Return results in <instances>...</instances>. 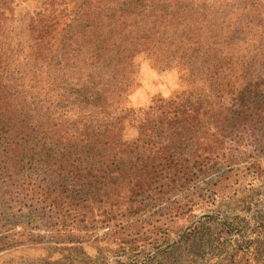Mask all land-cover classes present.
Wrapping results in <instances>:
<instances>
[{
    "label": "trees",
    "instance_id": "16d2710c",
    "mask_svg": "<svg viewBox=\"0 0 264 264\" xmlns=\"http://www.w3.org/2000/svg\"><path fill=\"white\" fill-rule=\"evenodd\" d=\"M38 1L0 0V264H155L202 239L264 174V0ZM141 61L166 93L141 96ZM37 230L91 243H19Z\"/></svg>",
    "mask_w": 264,
    "mask_h": 264
},
{
    "label": "rangeland",
    "instance_id": "374dc122",
    "mask_svg": "<svg viewBox=\"0 0 264 264\" xmlns=\"http://www.w3.org/2000/svg\"><path fill=\"white\" fill-rule=\"evenodd\" d=\"M16 1L18 4L14 5L12 8L13 14L16 15H20L24 11L36 9L39 4L38 0ZM170 77L169 74L156 72L148 62L141 61L139 66V78L141 91L143 92L141 96H146L147 94L154 95L157 92L162 94L166 93ZM141 96H135L132 101L136 104H141L144 101ZM124 125L126 127L125 133L129 134L133 129V123L127 122L124 123ZM252 181L251 190L247 191L244 194V198L241 200L234 197L226 198L223 195L218 197V202L222 204L223 208L220 209L221 212L216 211L209 216V229H205L204 226V229H202V239L199 237L193 239L190 241L189 245L177 243L178 245L176 244L172 249H168L165 252H158V254H155L152 258V260L156 261L155 264H191V262L194 264H239L240 260H249L251 262V260L255 258L262 259L264 262V174L257 175ZM195 212H197L196 215L202 213L200 210H196ZM217 213H219V215H217ZM219 218L232 222V229L229 231H227V229L223 230L217 222ZM177 223L184 224L185 222L178 220ZM163 229V227H160L158 231L161 233ZM103 232V230H99L94 234L101 236ZM159 232H157V234ZM34 235L35 238L48 242L19 243L25 246L30 244H48L53 246L58 243L76 246L79 243H91L52 242L51 239L46 236L45 232L39 230L35 231ZM138 243L148 244V242ZM4 248L7 247L5 246L0 249V254L7 250H4ZM84 250H86L87 253L84 252ZM68 256L78 257L84 263L88 262L89 264H109L112 260L104 251L100 250L96 252V255H93L90 250L84 247L83 249L82 247L77 248L76 253L69 251ZM67 257L65 258L66 260ZM211 257L212 259H210ZM14 260L19 262L20 259ZM123 264L147 263L138 260L134 263L124 262Z\"/></svg>",
    "mask_w": 264,
    "mask_h": 264
}]
</instances>
